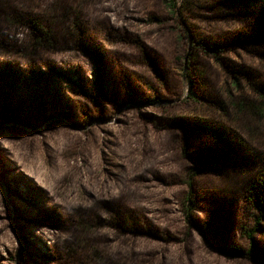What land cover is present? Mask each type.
Returning a JSON list of instances; mask_svg holds the SVG:
<instances>
[{
	"label": "rangeland",
	"instance_id": "obj_1",
	"mask_svg": "<svg viewBox=\"0 0 264 264\" xmlns=\"http://www.w3.org/2000/svg\"><path fill=\"white\" fill-rule=\"evenodd\" d=\"M12 7L0 264H264L263 1Z\"/></svg>",
	"mask_w": 264,
	"mask_h": 264
},
{
	"label": "trees",
	"instance_id": "obj_2",
	"mask_svg": "<svg viewBox=\"0 0 264 264\" xmlns=\"http://www.w3.org/2000/svg\"><path fill=\"white\" fill-rule=\"evenodd\" d=\"M263 1V7H264V0ZM12 2L16 3V0H0V23H5V24H13L18 20V17L22 15V13L19 12L18 9L12 7ZM174 5V3H172ZM192 93V92H191ZM193 94V93H192ZM258 99L257 100H251L249 98H240L231 95L230 98V103L233 108L236 110V114L238 117H244L247 118V120L251 122L254 120L251 117L252 115L256 116L259 118L258 121L263 123L264 121V88H260L258 92ZM253 109L252 113H249ZM249 110V111H248ZM254 129V128H252ZM256 129V128H255ZM251 130V129H250ZM222 138V135H221ZM199 161L203 162L206 161L205 158L201 157ZM14 166H18L16 162L13 163ZM36 186L40 189H44L41 185H38L36 183ZM37 187H35L37 190H39ZM46 193V192H45ZM259 206L262 207L261 203H259ZM262 214L261 217L264 216V207L261 209ZM259 218V217H258ZM259 222V219H258ZM250 237L252 236V233L249 234ZM38 246L39 250L43 251L42 249L44 248L42 241H39V243L36 244ZM236 253H241V251L237 250L235 251Z\"/></svg>",
	"mask_w": 264,
	"mask_h": 264
}]
</instances>
